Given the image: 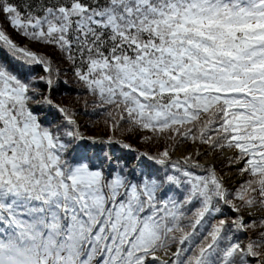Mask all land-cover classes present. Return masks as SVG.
<instances>
[{
	"label": "snow or ice",
	"instance_id": "snow-or-ice-1",
	"mask_svg": "<svg viewBox=\"0 0 264 264\" xmlns=\"http://www.w3.org/2000/svg\"><path fill=\"white\" fill-rule=\"evenodd\" d=\"M0 264H264V0H0Z\"/></svg>",
	"mask_w": 264,
	"mask_h": 264
}]
</instances>
